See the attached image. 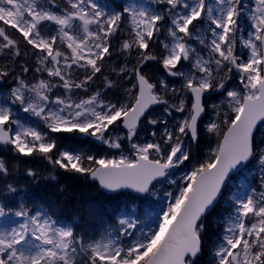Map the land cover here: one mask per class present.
<instances>
[{
    "label": "snow or ice",
    "instance_id": "1",
    "mask_svg": "<svg viewBox=\"0 0 264 264\" xmlns=\"http://www.w3.org/2000/svg\"><path fill=\"white\" fill-rule=\"evenodd\" d=\"M4 88L0 197L20 190L7 157L38 159L50 180L130 190L155 228L137 209L89 238L43 207L0 200V264H197L221 201L210 264H264V0H0ZM63 134L115 154L61 148ZM205 136L215 146L181 171ZM57 193L81 219L101 216L70 186Z\"/></svg>",
    "mask_w": 264,
    "mask_h": 264
},
{
    "label": "trees",
    "instance_id": "2",
    "mask_svg": "<svg viewBox=\"0 0 264 264\" xmlns=\"http://www.w3.org/2000/svg\"><path fill=\"white\" fill-rule=\"evenodd\" d=\"M110 2V0H109ZM154 63V62H153ZM150 71L155 72V68L151 67ZM0 92H6V88L0 89ZM115 99V98H113ZM58 144L61 148L69 150H77L90 152L95 155H101L106 146L101 147L98 141H92L89 143V139L78 134H63L57 137ZM8 159L12 160V163L19 164L18 183L20 185L21 194H18L15 199L18 202H24L29 207L47 209L50 213H55L54 218H59L63 223L72 224L78 233H86L89 238L96 237L97 233L92 231L93 228H106V225L110 228L115 227L116 224L112 221L108 222L109 217L114 215L117 208L118 196H109L96 190V185L89 182L88 179L83 177L71 178L66 174H56V180L48 179V172L51 170V165H48L46 161H41L32 158H21L20 160L12 159L9 155ZM27 167L36 168L45 177L38 183L31 182L26 176H23V169ZM57 183L60 185L70 186V189L76 193L77 197L84 199L94 200L98 206L103 210L101 216L95 219H81L79 213L74 206L75 201L66 202L65 197L58 196ZM226 195H228L226 193ZM8 198V197H7ZM2 201H6L5 197H0ZM222 202V201H221ZM226 206L219 204L206 218L207 233L209 237L208 248L205 254L198 260L197 264H210L211 260V241L216 239L217 234L222 228L220 223V217L225 212Z\"/></svg>",
    "mask_w": 264,
    "mask_h": 264
},
{
    "label": "rangeland",
    "instance_id": "3",
    "mask_svg": "<svg viewBox=\"0 0 264 264\" xmlns=\"http://www.w3.org/2000/svg\"><path fill=\"white\" fill-rule=\"evenodd\" d=\"M119 2V0L117 1ZM141 137L144 136V132L143 130L140 133ZM81 135H79L80 137ZM210 142H211V146L214 147L215 146V138L214 137H207L205 136L202 140V143L200 145L199 148H197L195 145L192 148V152H193V157L191 160V163H189L187 165L186 168H182L181 171H189L191 170V167L193 164H195L197 161L203 160L209 152V146H210ZM99 145L101 147H104L105 145H102L99 142ZM107 147V146H106ZM105 148V147H104ZM115 154V150L112 149H108L105 148V151L101 154V155H112ZM180 173H177V175H179ZM250 178H251V174H249ZM253 186H255V181H253ZM164 190H171V188H162L161 192H163ZM18 192H21L20 190ZM14 195L11 196H7L8 198H14ZM117 208L114 212V215L112 217H109L108 222L112 221L116 224H118V219L122 216V215H132L134 212H137V209H139V211L137 212L138 218L142 221V224L140 225V227H142L144 229V231H147L149 227L151 228H155V224H152L151 221L144 215L143 209L145 207V203L142 200H137L135 199L134 195H122L118 198L117 201ZM221 205H223V207H225L223 201L220 203ZM219 206V205H218ZM106 229H110L109 226L106 225V228H93L92 231H95L97 233L96 237L98 236V234H102L105 232ZM136 235H139V229L136 232Z\"/></svg>",
    "mask_w": 264,
    "mask_h": 264
},
{
    "label": "water",
    "instance_id": "4",
    "mask_svg": "<svg viewBox=\"0 0 264 264\" xmlns=\"http://www.w3.org/2000/svg\"><path fill=\"white\" fill-rule=\"evenodd\" d=\"M130 191V190H129Z\"/></svg>",
    "mask_w": 264,
    "mask_h": 264
}]
</instances>
